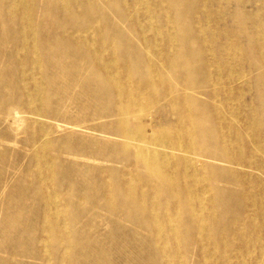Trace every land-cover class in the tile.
Listing matches in <instances>:
<instances>
[{"label": "bare ground", "instance_id": "1", "mask_svg": "<svg viewBox=\"0 0 264 264\" xmlns=\"http://www.w3.org/2000/svg\"><path fill=\"white\" fill-rule=\"evenodd\" d=\"M169 1L177 16L168 21L172 31L153 39L135 33V43L115 25L96 24L93 13L80 16L77 26L79 0H0V54L6 50L12 65L0 64V264H25L26 257L45 264H113L93 252L100 223L112 234L131 232L155 264H264L263 253L251 250L263 240H216L251 223L252 210L264 213V123H242L255 133L250 142L223 110L177 87L206 90L209 98L230 88L239 94L237 71L238 87L228 86L234 63L207 56L206 47L232 46L241 51L240 71H259L256 32L245 37L246 45L254 44V60L245 63L235 41L213 37L206 43L196 28L183 35L187 2L196 9L191 19L217 24L215 10H197L208 0ZM141 26L139 20L134 31ZM94 31L105 38L96 42ZM169 103L181 109L166 111L178 120L171 136L150 112L167 110ZM254 145L263 151L253 162L258 169L250 167ZM87 226L96 229L95 237Z\"/></svg>", "mask_w": 264, "mask_h": 264}, {"label": "rangeland", "instance_id": "2", "mask_svg": "<svg viewBox=\"0 0 264 264\" xmlns=\"http://www.w3.org/2000/svg\"><path fill=\"white\" fill-rule=\"evenodd\" d=\"M220 9H223V13L218 14L217 10ZM197 10L200 14L205 12V10L206 12L207 10L211 12L215 10L216 14L214 18L217 20V24L206 21L204 20L205 18L197 21L191 19L192 17H195L196 9L192 8L189 5V2H187L183 5V12L187 16L184 28H187L188 32H183V35L192 36V29L196 28L199 31V34H197L196 37L203 42L208 43L213 37L220 40L226 38L229 43L235 41L237 46L241 44V49L246 53L244 62L248 63L253 62L254 60L252 54L254 44L253 41H250L249 44L246 45L247 40L245 37L248 35L252 37L253 33L256 32L258 40L257 46H259L258 52L261 54L263 67L258 71L257 69L248 66L245 67L243 71H240L241 64H236L241 55L240 50H237L232 46L225 49H214L207 46L205 51L207 56L214 54L216 57L219 56L220 58L228 56L231 59V63H234L233 65H230V70L233 74L228 78V86L230 87L233 84L234 87L239 86L240 93L236 94L233 89L230 88V91L221 90L217 96L209 98L205 95L206 90L203 93V91L192 88L190 89V87L185 88L182 85H177V87L180 90L183 89L185 94H188L189 96L192 95L202 102L208 103L210 106H216L223 110L222 116L232 123L236 131L244 133L246 135L245 137H247L250 142H254L255 133L253 131H245L241 125L244 122L248 127H255L259 122L264 123V0H208L206 7L202 6ZM73 11L75 12V24L77 26L82 24L80 16L93 13L94 19L97 21L96 24H101L105 27L115 25V27L124 31L135 43L140 41V38L136 37V34H141L153 39L154 34L165 35L170 33L172 31V25H170L168 21L173 23L176 16L174 8L169 0H79L78 8L73 9ZM139 20L142 24V31H134L133 26ZM196 22L199 23L195 25ZM178 32L179 29H176L175 33ZM92 34L96 42H101L105 38L103 32L94 31ZM156 49L163 50V46L157 43ZM113 53H116L114 48ZM105 54H109L108 49L105 51ZM115 55L116 54L113 55L115 60L120 61L122 59L121 56ZM2 63L6 66H8L7 63L9 66H12L7 60L6 50L5 54H0V64ZM236 71L238 73L237 78L239 79L238 86L234 78ZM216 74L220 79L225 76L224 71L220 69L216 70ZM167 79H171L172 82L174 81L170 74L167 75ZM151 86L153 88L157 87L153 84H151ZM66 107L70 114L75 113L73 111L74 107H72L70 103H66ZM166 108L167 110L163 108L158 110L152 109L150 112L151 114H155V119L157 121L161 122L164 133L167 132L171 136L179 129L178 120L169 116L166 111L169 113L170 111L181 112V109L172 103L167 104ZM149 119L150 118H146L145 121L143 120L142 122L148 123L150 121ZM84 133L88 132L86 130L79 131V134ZM114 139L117 138L114 137ZM5 146H9V144L7 143ZM242 147L243 146L238 147V149L243 151ZM261 152L263 151L259 150L257 146H252L251 151L248 153L250 160L252 161L250 162L251 168L258 169L253 162L258 160ZM25 155L28 157L29 153L25 152ZM221 165L224 167L238 168L237 166L229 164ZM5 174L6 177H10L11 171L7 170ZM261 180L264 181V175H261ZM220 185L224 186V184ZM49 189L53 190L51 187ZM252 211H254V214L251 223L244 228H240V231L237 233L230 230V233H227L225 236H220L216 240L229 241V236L232 235L234 237L232 241L237 244L239 242V237L244 235L249 243H256L258 239L264 241V213H260L256 210ZM208 215L212 218L214 213L210 212ZM216 215L224 217V215L221 214ZM100 224V229L97 234V238H100V241H98V239L94 240L96 248L93 252L96 255H106L105 259L113 262V264H155V262H151V260L146 258V244H144L143 241H136L131 232L126 230L117 231L113 229L112 234L106 224ZM209 225L211 226L209 228L215 227L220 232V227L216 226L213 222H209ZM123 228L137 229L128 223H123ZM86 229L90 236L95 237L96 229H90L89 226H87ZM66 232L68 233V231ZM106 233L112 234V237L106 238ZM2 236L8 237L9 234L3 233ZM256 248V246H251L252 251L260 250L263 253L264 258V242L261 243L258 249ZM7 255L10 256L9 253H7ZM191 259L195 261L198 260V257L192 256L191 254ZM46 262L47 264H55L53 260ZM65 263L69 264L70 261L65 259ZM25 264L45 263L39 259L26 257Z\"/></svg>", "mask_w": 264, "mask_h": 264}]
</instances>
